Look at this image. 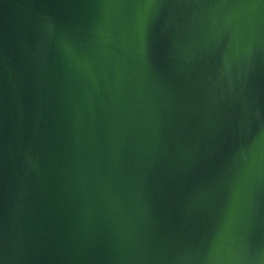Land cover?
I'll return each instance as SVG.
<instances>
[{
	"label": "water",
	"instance_id": "1",
	"mask_svg": "<svg viewBox=\"0 0 264 264\" xmlns=\"http://www.w3.org/2000/svg\"><path fill=\"white\" fill-rule=\"evenodd\" d=\"M0 264H264V0H0Z\"/></svg>",
	"mask_w": 264,
	"mask_h": 264
}]
</instances>
